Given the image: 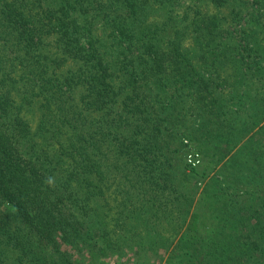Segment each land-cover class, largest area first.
Returning <instances> with one entry per match:
<instances>
[{
  "label": "trees",
  "instance_id": "1",
  "mask_svg": "<svg viewBox=\"0 0 264 264\" xmlns=\"http://www.w3.org/2000/svg\"><path fill=\"white\" fill-rule=\"evenodd\" d=\"M245 3L0 0V264L175 247L191 149L225 162L168 264H264V37L220 24Z\"/></svg>",
  "mask_w": 264,
  "mask_h": 264
},
{
  "label": "rangeland",
  "instance_id": "2",
  "mask_svg": "<svg viewBox=\"0 0 264 264\" xmlns=\"http://www.w3.org/2000/svg\"><path fill=\"white\" fill-rule=\"evenodd\" d=\"M245 1H246V3L242 7V8H244L243 9L244 13H243L242 17H244V19H245L243 22H238L237 19L235 17H233V15H231V9L227 8V9L223 10V12L220 15L228 16V20H226L225 22L220 23V24H221V26H223V28H226L228 26V28L232 31H234L235 29L241 30V28H244L247 30H251V28H254V29L259 30L261 32V34H260V40H261L264 37V2H263L264 0H245ZM256 3H258L259 5H257ZM253 5H254V8H253ZM260 7H263V8L260 9ZM205 9H206V6L203 7V10H205ZM259 9L262 10V11H260V13L263 14L261 23H257L255 20L257 14H258V12H255V11L259 10ZM253 10H255V11H253ZM211 11H212V14H215L217 12V10L214 9L213 7H211ZM250 12H254L252 16L248 15V13H250ZM218 19H219V17H218ZM190 44H191V40L189 39L187 41V43L185 44V46L190 45ZM227 74L230 76L231 70H229L227 72ZM233 77H230V79L233 80ZM248 136H250V135H248ZM189 138H184V140H189ZM185 162H186V157H183L182 163L184 165H185ZM224 162H225V160H223L219 164V166H217L215 169L212 168L211 170H206L205 165L201 164V166L198 168V171L200 172V174H206L205 178L195 177V179L192 180L191 183H186L185 181L182 182V183H186L185 184L186 187L191 192V190L193 189V187L195 185V181L196 180L198 182L200 181V183L198 184V189L196 190L197 195H196L195 199H193V201L191 202V208L190 209H184V210H182V209L176 210L175 215L179 217V221L177 222L178 223L177 227L170 226L166 217H164L162 219L161 225H158V228L160 231H162L163 236L165 238L166 237L171 238L174 241L173 245H175V247H176V245H178L180 247L179 244H181V248H180L181 251H182V245H183V241L181 240V237L184 234H185L184 237H187L186 234L190 233L192 235L195 232L194 234H196V238L194 240L196 241V239H198L199 237H202V236L204 237L209 231L207 228H204L202 226L199 227L198 232L193 231L190 229V226H191V222H193V217H194L195 213L200 212V209H201L200 206L203 205L202 202L199 201L200 199L198 196L202 193L203 190L205 191V190H210V188L212 189V187L215 183V178H217L216 175H217L218 169L221 166V164ZM209 182H211V183H209ZM216 189H217V186H216ZM121 192L122 193L120 196L123 198L124 192H123V190ZM135 193L137 194V190L135 191ZM170 193L176 194V192H174L173 190H171ZM139 196H142L141 193H139ZM174 197H176V195H171V196L169 195V202H167V207L172 206V208H173L174 205H176L180 202V199L181 200H186L187 198L191 199L192 196L188 197L187 189H184L183 192H181V195H180L181 198L179 199V201L175 200ZM137 198H138V196H137ZM171 200H173V201H171ZM159 205H160V203H159ZM186 206H190V203H187ZM202 219L205 220L206 218L202 215ZM166 226L169 228V230H167V231H165ZM179 226L182 228H179ZM176 228H178V230ZM171 229L177 230V232H176L177 235H175L174 234L175 231H172ZM121 233H122V231L120 230V236H121ZM188 239H189V236H188ZM179 240L182 242L180 243ZM175 247L170 246V248L167 250H165V249L158 250V254L155 257L151 256L152 254H148L147 256L141 257L142 252H140L138 249L132 247V245L125 247L124 251H122L120 254L119 253H117V254L113 253V254L108 255V256H104V255L90 256L89 254H86L85 252L84 253L80 252L79 250H77L74 247L73 248L67 247V248H69L68 252L71 254V257L73 258L74 264H168L167 261L169 258V253L173 249L174 250L176 249L177 250V251L175 250L176 252L180 251V249H178L177 247L175 248Z\"/></svg>",
  "mask_w": 264,
  "mask_h": 264
},
{
  "label": "built area",
  "instance_id": "3",
  "mask_svg": "<svg viewBox=\"0 0 264 264\" xmlns=\"http://www.w3.org/2000/svg\"><path fill=\"white\" fill-rule=\"evenodd\" d=\"M185 144H188V141H185ZM202 157L200 153L191 149L186 155V164L188 169H195L201 165Z\"/></svg>",
  "mask_w": 264,
  "mask_h": 264
}]
</instances>
